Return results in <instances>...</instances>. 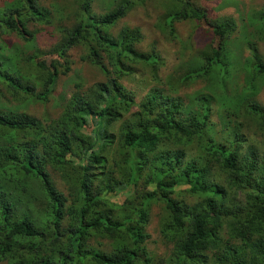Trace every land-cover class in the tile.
<instances>
[{"label": "trees", "instance_id": "1", "mask_svg": "<svg viewBox=\"0 0 264 264\" xmlns=\"http://www.w3.org/2000/svg\"><path fill=\"white\" fill-rule=\"evenodd\" d=\"M92 1L74 0V19L64 7L42 6L40 0H10L0 8V36L14 33L27 44L16 56H6L0 41V98L21 101L35 96L36 103L47 101L59 77L71 69L68 53L77 45L87 50L80 59L97 66L105 77L86 89L76 83L64 116L47 124L0 108V261L151 264L144 227L151 203L160 201V232L173 245L165 264H264V154L254 146L245 150V140L238 131L231 132L228 120L224 128L215 127L205 95L198 94L189 104L173 94L176 87L171 93L164 88L167 82L159 81L136 99L121 79L133 74L136 62L155 72L160 56L135 49L137 28L116 36L108 29L137 0H101L103 12H96ZM179 1L183 11L164 19L172 39L173 19L206 20L205 12L190 0ZM251 20L264 39V8ZM34 22L57 25L66 35L51 50L31 49L40 32L30 29ZM210 25L217 42L201 54L202 68L189 70L178 82L214 68L217 83L225 79L230 61L223 62L222 43L234 27L226 18ZM6 50L12 52L8 46ZM23 63L29 65L25 71ZM246 66L244 87L235 97L220 95V103L227 105V118L238 114L256 119L264 146V107L247 94L255 75L264 80V62L249 58ZM153 78L161 79L156 74ZM224 84H219L222 91ZM198 108L199 117L194 114ZM8 129L29 136L21 135L23 143L4 133ZM112 147L118 157L109 156ZM48 167L61 171L67 196ZM7 176L22 182L19 191L10 188ZM32 183L42 192L32 190ZM144 184L150 190L143 192ZM182 193L196 200L187 202L179 197Z\"/></svg>", "mask_w": 264, "mask_h": 264}, {"label": "rangeland", "instance_id": "2", "mask_svg": "<svg viewBox=\"0 0 264 264\" xmlns=\"http://www.w3.org/2000/svg\"><path fill=\"white\" fill-rule=\"evenodd\" d=\"M73 1L40 0L42 6L48 7L51 3H55L64 7L67 10L68 17L71 19H74ZM9 2L10 0H0V8ZM190 2L205 12L206 20L197 21L189 17L173 19L172 26L175 28L176 34L174 39L171 38L169 33V26H164V19L169 14L183 11L184 3L179 0H137L132 9L110 29L112 32L108 29V32L116 36L125 30L137 28L139 40L134 45L135 49L138 52L154 51L161 59V63L157 66L155 72L136 62L133 66V74L123 77L121 82L126 86V89L133 91L136 99L144 95L150 87L155 84L159 85V81H166L168 87L164 88L171 93L176 87L177 90L173 94L182 96V99L189 104L193 103L194 98L198 94L205 95L209 99L208 105L211 108L210 119L215 122V127L224 128L228 120V127L231 132L238 131L237 134L245 140V150L254 146L260 155H263V136L262 132L259 133L261 128L258 125V121L238 114L227 118L228 115L226 116L224 113L227 105L220 103V95L225 94L232 98L244 87L245 82L249 78L246 66L249 58L254 61L264 62V39L260 38L255 32L257 31L255 30L256 25L251 20L258 11L264 8V0H190ZM115 5L116 3L109 7L108 10H112ZM92 7L96 12L104 11L101 0H93ZM225 18L233 25L234 29L224 38L222 43V50L225 54L223 62L227 63V60L230 61V63L226 64L228 73L225 79L220 80L219 83H225L224 90L222 91L217 83L219 78L215 77L217 68H211L213 69L212 71L208 70L201 77L198 76V78L195 77L186 82H178L189 70L194 71V69L200 70L202 68L201 54L209 52L211 46L213 47L217 42L210 22ZM64 22L69 24L71 20H65ZM35 28L36 30L40 29V32L36 33L33 39L34 46L31 49L41 52L51 50L66 35L57 25L49 26L36 22L30 24V29L34 30ZM0 41L5 47V51L1 53L6 56H16L19 47L27 49L26 42L14 33H4L0 36ZM7 46L12 52L6 50ZM85 51L87 52L82 45H77L69 51L68 56L73 62L71 69L68 73L59 77L55 90H53L47 101L36 103L35 96L18 101L14 96H7V98H0V108L5 110L13 108L15 111L28 114L43 124L61 119L60 117L64 116L65 107L70 105V96L75 91L76 83L84 86L81 89H86L93 82L105 81L104 75L97 66L80 59L81 53ZM30 53L29 51L27 55ZM28 66L23 63L22 69L25 71ZM154 74L161 79H154ZM25 77L27 78L26 74ZM247 94L248 98L260 107H264V80L255 75ZM241 97L242 95L236 100L239 101ZM243 101L246 100L243 99ZM196 112L198 113H194L195 116L199 117L201 110L198 108ZM116 129L114 125V130ZM4 133H12L16 140H21L20 142L24 141V137L21 135L29 136L19 131L13 132L11 129ZM4 145H6L5 142ZM117 151L116 147H112L108 149V154L109 156L116 155L118 157ZM48 170L54 171L51 172V175L56 186L62 195L67 196L68 185L61 178V171L53 170L51 167H48ZM219 179L222 181V176ZM6 180L9 181L8 185H10L12 190L19 191L21 189L22 182H19V180L9 179V176L6 177ZM34 182L37 184L36 181ZM35 183L31 184V189L37 193L42 192L38 190ZM184 188L185 186L178 187V189ZM147 190H150V186L149 184H144L143 192ZM109 197L113 201H121L118 195H109ZM179 197H184L187 202L196 200V196L186 193H182ZM163 212V203L153 201L149 207V222L144 227V231L149 235L144 244L146 249L149 250L151 257L154 258L151 264L160 259H162L161 264H165L164 262L170 259V251L173 245L167 242L160 232V218ZM124 240L126 241L125 238L122 239V241ZM0 264H7V262L0 261Z\"/></svg>", "mask_w": 264, "mask_h": 264}]
</instances>
